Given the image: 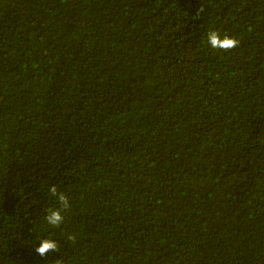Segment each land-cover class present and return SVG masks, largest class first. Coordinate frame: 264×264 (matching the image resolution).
Here are the masks:
<instances>
[{
	"label": "trees",
	"instance_id": "1",
	"mask_svg": "<svg viewBox=\"0 0 264 264\" xmlns=\"http://www.w3.org/2000/svg\"><path fill=\"white\" fill-rule=\"evenodd\" d=\"M0 264H264V0H0Z\"/></svg>",
	"mask_w": 264,
	"mask_h": 264
},
{
	"label": "clouds",
	"instance_id": "2",
	"mask_svg": "<svg viewBox=\"0 0 264 264\" xmlns=\"http://www.w3.org/2000/svg\"><path fill=\"white\" fill-rule=\"evenodd\" d=\"M207 42L213 49H223L228 51L230 49L236 48L240 41L232 35L221 34L218 31L211 30L207 33ZM50 195L56 199L59 204V207L49 208L46 210L44 220L52 227H58L63 223L64 216L63 211L70 208L69 199L67 195L63 192H58V189L55 185H50L48 188ZM69 240L75 241V236L69 234L67 237ZM53 250H59V245L54 241L51 236L43 238L35 248V252L41 257L46 256Z\"/></svg>",
	"mask_w": 264,
	"mask_h": 264
}]
</instances>
